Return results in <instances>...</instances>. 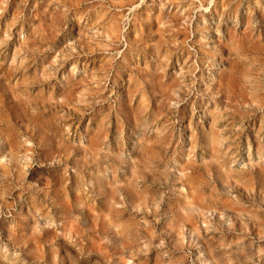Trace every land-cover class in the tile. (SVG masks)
<instances>
[{"label":"rangeland","instance_id":"1","mask_svg":"<svg viewBox=\"0 0 264 264\" xmlns=\"http://www.w3.org/2000/svg\"><path fill=\"white\" fill-rule=\"evenodd\" d=\"M0 264H264V0H0Z\"/></svg>","mask_w":264,"mask_h":264}]
</instances>
